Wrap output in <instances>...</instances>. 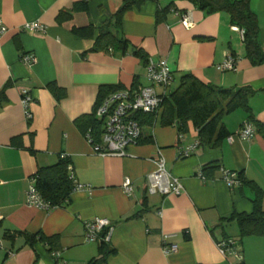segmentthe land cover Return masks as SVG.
<instances>
[{
    "label": "crops",
    "instance_id": "crops-1",
    "mask_svg": "<svg viewBox=\"0 0 264 264\" xmlns=\"http://www.w3.org/2000/svg\"><path fill=\"white\" fill-rule=\"evenodd\" d=\"M83 1L88 10H77ZM123 2L0 0V20L9 29L0 35V91L13 82L0 105V264H54V250L61 252V264H264V237L242 236L238 223L229 219L254 211L258 195L250 182L264 191V134L257 131L247 140L238 136L250 118L264 123V63L246 57L243 36L227 12L208 13L191 0H146L124 14L121 30L131 43L127 52L92 51L99 26ZM251 8L264 48V0H251ZM182 13L192 15L191 28L182 24ZM27 22H40L46 31H22ZM88 25L95 28L91 37L73 31ZM135 50L146 59H166L176 85L192 73L218 87L251 86L257 91L250 99L252 117L243 108L225 115L223 123L234 140L228 137L214 147L200 142L192 124L183 133L162 125L160 111L153 124L143 125L140 141L126 155L97 153L77 121L94 113L102 87L145 84L146 59ZM25 53L34 54L35 63H24ZM228 54L237 58L236 67L222 71L218 65ZM24 93L33 98L31 119L22 104ZM196 142L200 145L191 155L180 157V148ZM64 155L75 183L84 188L74 190L65 206H28L32 176ZM159 157L181 179V194L150 191L149 175ZM208 166L217 169L202 179ZM222 168L236 171L242 185L229 187ZM127 178L134 184L132 194L124 189ZM261 204L264 208V194ZM96 218L114 226L107 253L101 241L85 239L86 222ZM38 233L51 240L30 241L28 235ZM165 234L177 251L164 253ZM225 238L239 242L242 261L220 251L218 242Z\"/></svg>",
    "mask_w": 264,
    "mask_h": 264
},
{
    "label": "trees",
    "instance_id": "trees-1",
    "mask_svg": "<svg viewBox=\"0 0 264 264\" xmlns=\"http://www.w3.org/2000/svg\"><path fill=\"white\" fill-rule=\"evenodd\" d=\"M191 1L208 13L227 12L231 23L244 30L243 42L246 57L253 64L264 63V48L260 40V25L257 14L251 8V0ZM144 2L146 0H124L122 6L109 16L108 21L104 25L99 26V35L95 46L91 50L113 49L127 52L131 47V43L122 34L121 30L124 14L135 7L142 6ZM75 6L77 10H88L86 1L78 2ZM163 12H166V10H162ZM94 30L93 25H88L73 31L80 37H91L94 34ZM134 52L146 59V55L142 50H135ZM148 60L146 59V64ZM12 84L13 82H8L0 91V105L7 101L6 91ZM137 85L135 84L133 87ZM48 87L56 91L54 85H49ZM118 90H121V88L114 85L102 87L97 105L108 94ZM256 92L249 85L238 88L218 87L200 80L192 73H185L177 87L169 91L164 97L160 109V111H163L161 123L164 126H177L182 133L187 130L189 124H192L198 130L199 140L203 145L217 147L231 135V132L223 123L224 116L243 108L252 117L250 99ZM95 111L90 117L78 119L77 122L83 127L85 133L87 129L92 128L97 137H99L102 132V122L96 117ZM157 115V113L140 114L136 118L143 127L145 124H153ZM250 120L256 126L257 131L264 134V123L260 121L255 123L251 118ZM100 140L98 139L97 141L99 142ZM151 140L152 138H150ZM69 164L70 160L64 155L56 164L40 167L38 172L32 176L36 180V187L40 194L55 207L68 205L75 188L74 178L69 172ZM216 169L217 166H208L204 169V174L208 177L213 176ZM250 184L257 190L258 195L253 200L254 211L250 214L234 213L229 219L238 223L242 236L260 234L264 237V208L261 204V197L264 191L255 183L250 182ZM28 237L32 242L37 239L44 242L51 240L50 237L42 233L28 235ZM106 248V245H102V250L107 253L108 250ZM97 262L90 264H96Z\"/></svg>",
    "mask_w": 264,
    "mask_h": 264
},
{
    "label": "built area",
    "instance_id": "built-area-1",
    "mask_svg": "<svg viewBox=\"0 0 264 264\" xmlns=\"http://www.w3.org/2000/svg\"><path fill=\"white\" fill-rule=\"evenodd\" d=\"M181 22L186 28L194 25L190 13L181 14ZM8 27L0 20V35L8 31ZM22 31H46V26L40 22H27L21 27ZM242 36L244 30L236 28ZM22 61L27 64H33L36 56L32 53H25L21 57ZM237 58L228 54L223 63L218 65L222 71L232 70L236 67ZM146 77L150 85L138 84L136 87L121 89L108 94L96 107L95 115L102 122V132L99 137L92 128L86 130L87 140L94 146L97 153L101 155L115 154L124 156L131 145L138 143L143 134V127L136 118L140 114H156L162 107L164 97L169 93L170 87L174 83L173 69L166 59L158 61L152 58L146 64ZM33 98L29 93H24L22 104L25 115L28 119L32 118L30 105ZM257 132L256 126L250 120L245 121L238 136L241 139H251ZM98 139H101L99 142ZM233 142L234 135L229 136ZM200 142H196L186 148H180V157L191 155ZM222 178L229 187H239L242 185V179L236 171L222 168ZM73 177V174L70 173ZM202 179L207 176L202 172ZM74 178V177H73ZM150 191L160 192L165 195H179L183 192L184 187L180 178L171 175L166 168V160L159 157L157 169L149 175ZM84 185L75 183L74 190L82 189ZM124 189L128 194H132L134 184L131 179L127 178L124 183ZM26 204L31 207H37L44 210H51L53 206L46 201L36 187V180L31 179L30 186L26 192ZM114 226L107 218H96L87 221L85 224V239L87 242L101 241L102 245L110 243ZM169 235L163 236V251L166 254L177 251L178 245L167 243ZM1 246V242H0ZM220 251L226 256H233L239 261L243 260L242 252L239 249V242L234 238H225L218 242ZM55 258L54 264H61V252L54 250L52 252Z\"/></svg>",
    "mask_w": 264,
    "mask_h": 264
},
{
    "label": "rangeland",
    "instance_id": "rangeland-1",
    "mask_svg": "<svg viewBox=\"0 0 264 264\" xmlns=\"http://www.w3.org/2000/svg\"><path fill=\"white\" fill-rule=\"evenodd\" d=\"M144 85H150V82H149L148 80H146ZM176 87H177V85H176V83H174V84L170 87V90H169V91L175 89Z\"/></svg>",
    "mask_w": 264,
    "mask_h": 264
}]
</instances>
